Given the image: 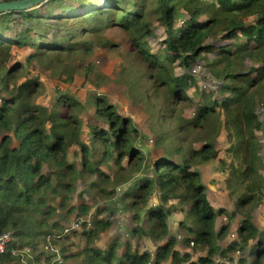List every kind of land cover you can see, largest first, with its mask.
Masks as SVG:
<instances>
[{
    "label": "trees",
    "instance_id": "1",
    "mask_svg": "<svg viewBox=\"0 0 264 264\" xmlns=\"http://www.w3.org/2000/svg\"><path fill=\"white\" fill-rule=\"evenodd\" d=\"M114 27L142 79L127 112L89 63L116 45L100 36ZM79 65L97 85L67 92ZM222 130L240 160L230 211L213 206L205 173L225 164ZM262 130L264 0H48L0 13V235L13 233L0 264H264L251 216L263 189L244 186ZM239 215L240 241L224 250Z\"/></svg>",
    "mask_w": 264,
    "mask_h": 264
},
{
    "label": "rangeland",
    "instance_id": "2",
    "mask_svg": "<svg viewBox=\"0 0 264 264\" xmlns=\"http://www.w3.org/2000/svg\"><path fill=\"white\" fill-rule=\"evenodd\" d=\"M101 32L102 33L100 36H102L103 40L109 39L116 45L98 50L96 54L91 59H89V63L93 66V70L104 74L103 76L106 77L105 83L100 84L102 90L107 92L109 96L120 103L123 111L127 112L128 107L125 105L126 102L131 100L132 92L136 89L138 84H142L141 76L137 70L138 66L134 61L135 51H133L131 48L128 35L122 31V29L114 27ZM42 76L43 83L53 84L55 82V78H57V72H44ZM84 77V65H79L76 72V80L71 86L68 87L67 92L84 89L86 79L92 80L91 83L93 86L97 85L95 78H91L93 77L92 74L90 75V78ZM99 79L101 78H98V80ZM136 100L141 101L140 96H137ZM142 104L144 105L146 112L149 114L151 112V108L145 105V102H142ZM152 129L154 132H156L158 129L155 120L152 123ZM216 143L218 144L219 148H223L221 156L225 161V164L223 166H220L217 163L208 165V171H205V173L208 179V186L211 190L209 196L215 208H225L227 211H230L232 208L231 204H229V201L225 199L226 194L229 192L226 190V180L227 178L232 177V167L240 165V160L238 161V159H235L233 157L232 151H230L232 148H234V146L237 145V142H234V139L229 137L225 130H222L217 138ZM197 144L199 145L200 143L198 142ZM254 144L257 145L259 149L258 155L262 157V160L258 161V164L256 165V178L247 180L244 182V186L255 183L258 184L261 189H263V193L259 197V201L253 206L251 216L253 217L254 223L262 232H264V130L256 132V140L254 141ZM216 171L222 173V175L216 173ZM242 192H244L243 188L238 189V194ZM232 200L234 206V204L237 202V197H233ZM112 206H114L113 208L116 209L114 204H112ZM178 218H180L179 214L172 217V226L174 225L175 227L177 225V222L179 221ZM227 220L228 219L226 217L222 218L224 223H226ZM238 220L242 221L243 216H237L236 220L232 222L233 226L230 234L223 242H221V246L224 250L228 248L229 244H232L235 241H240V236L235 231L237 228L235 223H237ZM248 253L249 250H245L241 253L236 250L233 253V257L235 260H237L241 257H246ZM25 264H27V262Z\"/></svg>",
    "mask_w": 264,
    "mask_h": 264
},
{
    "label": "water",
    "instance_id": "3",
    "mask_svg": "<svg viewBox=\"0 0 264 264\" xmlns=\"http://www.w3.org/2000/svg\"><path fill=\"white\" fill-rule=\"evenodd\" d=\"M48 0H16L9 2H0V13L7 11H18L25 10L33 6H38L43 4Z\"/></svg>",
    "mask_w": 264,
    "mask_h": 264
},
{
    "label": "built area",
    "instance_id": "4",
    "mask_svg": "<svg viewBox=\"0 0 264 264\" xmlns=\"http://www.w3.org/2000/svg\"><path fill=\"white\" fill-rule=\"evenodd\" d=\"M12 237L13 233L11 231L0 235V256L5 253L7 245L11 242Z\"/></svg>",
    "mask_w": 264,
    "mask_h": 264
}]
</instances>
